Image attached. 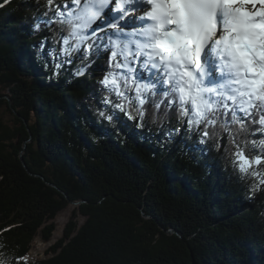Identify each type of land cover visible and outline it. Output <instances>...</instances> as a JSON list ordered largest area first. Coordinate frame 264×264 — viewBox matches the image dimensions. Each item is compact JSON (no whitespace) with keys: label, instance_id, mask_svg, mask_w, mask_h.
<instances>
[{"label":"trees","instance_id":"obj_1","mask_svg":"<svg viewBox=\"0 0 264 264\" xmlns=\"http://www.w3.org/2000/svg\"><path fill=\"white\" fill-rule=\"evenodd\" d=\"M65 5L0 0V264H264V162L242 173L235 155L264 159L259 113L197 126L174 94L118 97L101 83L121 71L108 32L75 48ZM82 201L46 258L24 261Z\"/></svg>","mask_w":264,"mask_h":264},{"label":"snow or ice","instance_id":"obj_2","mask_svg":"<svg viewBox=\"0 0 264 264\" xmlns=\"http://www.w3.org/2000/svg\"><path fill=\"white\" fill-rule=\"evenodd\" d=\"M73 3L75 7L65 5V11L58 8L56 15L70 26V36L77 41L75 48L95 34L97 29L91 33L88 30L101 15L103 27L116 29L106 34L109 40L106 47L111 51L113 67L121 71L110 72L101 81L110 92L128 99L121 84L125 90L134 87L139 105L145 103L142 93L152 89H156L155 94H174L182 115L192 116L186 123L197 126L214 124V114L223 111L231 113L232 122L243 127L244 118L252 117L255 111L259 120L253 118V122L264 130V0H84L83 3L73 0ZM113 11L119 15H111ZM135 11L144 13L138 18L139 23L126 19ZM64 43L68 45L69 40ZM92 47L87 45L89 51ZM64 50L70 54L67 47ZM136 64L141 65L139 75L133 67ZM164 85L169 86L167 93L163 91ZM116 106L123 110L122 104ZM235 155L242 173H248L253 163L264 162L259 156L250 160L240 150ZM260 183L264 184V178Z\"/></svg>","mask_w":264,"mask_h":264},{"label":"rangeland","instance_id":"obj_3","mask_svg":"<svg viewBox=\"0 0 264 264\" xmlns=\"http://www.w3.org/2000/svg\"><path fill=\"white\" fill-rule=\"evenodd\" d=\"M138 16H140V15L139 14L137 15V20H138ZM102 21L103 20L100 19L98 22H96L95 24L93 23L92 25H97V26L103 27L102 23H101ZM105 28L108 30H115V29H112L109 27H104V29ZM122 31H123V29H122ZM133 67H135L136 69L141 68L138 66V64L133 65ZM146 75H147V72H145V76ZM5 119H7V118L5 117ZM73 209H74V206L70 205L66 210H64L62 213H60L58 215V217L56 218V221H55L56 230H55V233L53 236V242L42 243L41 241H39L37 239L32 242V246H31V249L29 251L30 252V258H29L28 262L46 258V256H47L46 251L55 241H57L61 237L64 226L69 221ZM83 221H84V218L80 217V224H82ZM24 259H25V257H24Z\"/></svg>","mask_w":264,"mask_h":264},{"label":"bare ground","instance_id":"obj_4","mask_svg":"<svg viewBox=\"0 0 264 264\" xmlns=\"http://www.w3.org/2000/svg\"><path fill=\"white\" fill-rule=\"evenodd\" d=\"M129 6H133V5H129ZM138 14H139V12H137V14H136V12H132V13H130V14L126 17V19L129 20V21H132V20L136 19V22L139 23L140 21L137 20V15H138ZM111 15H119V13L113 11V12L111 13ZM139 17H141V15L138 16V18H139ZM100 19H102V20L104 21V16L101 15V16H100V17L94 22V24H95L96 22H98ZM120 23L123 24L124 21L121 20ZM109 28H111V27H109ZM112 29H113V28H112ZM112 31H116V29H115V30H112ZM123 31H126V29H123ZM29 258H30V252H29V254H27V255L25 256V259L23 258V260H24V261H26V260L29 261ZM43 259H44V258H43Z\"/></svg>","mask_w":264,"mask_h":264},{"label":"water","instance_id":"obj_5","mask_svg":"<svg viewBox=\"0 0 264 264\" xmlns=\"http://www.w3.org/2000/svg\"><path fill=\"white\" fill-rule=\"evenodd\" d=\"M8 101H9V103H10L9 98H8ZM24 149H25V144H24V147H23V150H22L21 154L23 153ZM20 160H21V162H22V165L24 166V168H25L26 171L28 172V174H29V175H33V174L28 170V168H27V166H26V164H25V162H24V160L22 159L21 156H20ZM35 176H38V175H35ZM40 177H41V176H40ZM41 178H42V179H43L48 185L52 186L53 188H56L54 185L48 183L43 177H41ZM56 189H57V188H56ZM80 203H83V201H82V202H70V205L76 207V206H78ZM167 233H168V234H174V233H176V232L173 231V230H170V231H167Z\"/></svg>","mask_w":264,"mask_h":264}]
</instances>
